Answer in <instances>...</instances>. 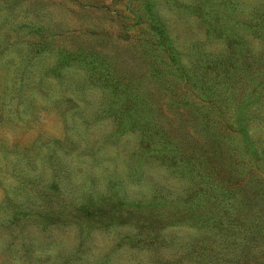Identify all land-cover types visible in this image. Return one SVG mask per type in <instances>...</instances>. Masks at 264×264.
I'll use <instances>...</instances> for the list:
<instances>
[{
  "label": "rangeland",
  "instance_id": "1",
  "mask_svg": "<svg viewBox=\"0 0 264 264\" xmlns=\"http://www.w3.org/2000/svg\"><path fill=\"white\" fill-rule=\"evenodd\" d=\"M0 264H264V0H0Z\"/></svg>",
  "mask_w": 264,
  "mask_h": 264
},
{
  "label": "trees",
  "instance_id": "2",
  "mask_svg": "<svg viewBox=\"0 0 264 264\" xmlns=\"http://www.w3.org/2000/svg\"><path fill=\"white\" fill-rule=\"evenodd\" d=\"M157 25H153L151 26L150 30L153 33L154 37H155V42L154 44H151L150 46L155 47L159 50L162 51L164 58H165V67L167 68V70L170 71V73L172 72L173 75H179L181 77L185 78H190L189 76V68L187 67L188 65L184 64L182 59L180 58V53L175 49V47L172 44V41L170 39V37L167 34V30L163 25H159L158 23H156ZM172 75V74H171ZM134 101L136 102L135 108L133 109V111L126 110L128 112H123L122 117L125 120H129L131 122H137L139 123L138 119L140 118V112H139V106L138 103L140 101L139 96L136 97L134 96ZM248 110V102L247 100L242 101L240 104H238L237 108H236V112H238V114H236V116L234 117V120L232 122V125L235 126V130L238 134H240L245 142H247V132L245 131V121L244 119H242V116L244 114L245 111ZM146 127L149 128V130H154L153 127H151V124H149V126L147 125ZM205 128H209L208 126H206ZM168 145V143H166ZM166 144L164 146H162V150L165 154V156L168 157V155H171V160H173L176 163V159L179 161L182 160V157L178 158V156L180 155L179 152L174 149V148H168V146H166ZM190 153L193 155L194 154V150H190ZM202 158L206 159V156L204 155V157L202 155H200ZM200 157V161H202V158ZM189 158H193V156H189ZM199 158V157H198ZM192 160H197V159H192ZM183 164H181L180 166L182 167ZM199 218H195V221H197ZM222 222V224H220L219 226L225 225L226 223ZM255 227L257 228H261L259 226L258 221L256 222Z\"/></svg>",
  "mask_w": 264,
  "mask_h": 264
}]
</instances>
